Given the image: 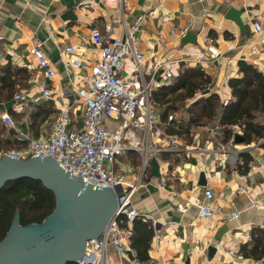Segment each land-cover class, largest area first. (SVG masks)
<instances>
[{
  "label": "crops",
  "instance_id": "obj_1",
  "mask_svg": "<svg viewBox=\"0 0 264 264\" xmlns=\"http://www.w3.org/2000/svg\"><path fill=\"white\" fill-rule=\"evenodd\" d=\"M253 21L259 22L264 34V0H0V68L10 64L22 72L15 91L23 98L0 101V115H10V108L22 115L19 121L12 117L13 151L23 150L31 138L49 135L61 110H68L71 127H80L82 105L77 89L101 58L90 39L92 29L113 40L135 27L136 48L159 84L162 67L172 73L169 83L182 65L199 67L210 83L185 102L188 108L210 95L223 105L225 99L231 100L228 80L243 75L239 62L255 66L264 75V44L254 49L249 45L260 40L253 33ZM107 25H111L109 31ZM35 44L51 61L54 75L50 78L37 68L29 52ZM67 45L81 58L80 68L61 60ZM123 60L121 74L133 68L131 55ZM45 87L49 98L43 96ZM41 105L51 112L33 122L31 116ZM154 111L165 133L167 122L159 116L162 110ZM174 116L188 120L190 114L183 110ZM219 117L218 110L212 119L200 117L187 138L172 136L178 145H168L154 156L159 175L152 174L149 160L131 198V205L154 220L158 229L159 236L153 234L148 249L152 264H264V245L262 252L254 250L256 231L264 230V139L236 143L234 136L242 135V129L235 125V135L224 141ZM103 124L112 129L116 123L106 118ZM215 125L219 129L212 131ZM134 152L117 157L112 166L125 184L134 183L140 170L138 153L136 165L130 155ZM242 185L253 186L249 197L240 191ZM205 189L211 190V204L219 208L214 214L199 213L200 206L209 204L203 196ZM249 198L257 199L260 206H251ZM237 211L239 215L231 218ZM108 253L119 264L111 246ZM121 264L132 263L123 258Z\"/></svg>",
  "mask_w": 264,
  "mask_h": 264
},
{
  "label": "built area",
  "instance_id": "obj_2",
  "mask_svg": "<svg viewBox=\"0 0 264 264\" xmlns=\"http://www.w3.org/2000/svg\"><path fill=\"white\" fill-rule=\"evenodd\" d=\"M110 28L111 25H107L106 31ZM252 28L255 37H260L259 42L249 43L254 49L257 45L264 44V34L258 21H253ZM134 31L135 27H132L125 36L109 40L98 29L91 30L90 39L99 48L101 58L92 65L83 85L77 89L82 105L80 127H71L72 120L68 110H61L49 135L29 139L21 151L12 150L0 154L23 158L50 155L62 169L71 172L72 176H80L87 183L115 190L117 209L113 217L100 238L86 241L84 254L77 264H114L108 253L109 246L117 255L119 264L123 258L130 260L132 264H139L128 240L129 231L120 227L123 219L128 223L133 219L150 221L155 237L159 236L155 221L141 215L131 205V198L141 183L149 160L164 147L177 146L178 141L165 134L158 126L159 118L149 99V93L159 83L154 79L153 69L145 64L142 53L136 48ZM29 52L35 59L37 68L44 70V76L52 77L54 70L51 61L41 50L40 44L33 45ZM73 54L74 48L67 45L62 51L61 60L66 66L80 68L83 62ZM127 55L132 57L133 68L130 72L121 74L123 59ZM145 74H150V77L146 79ZM172 77V73L162 67L159 82L169 83ZM43 96L51 97L47 87L43 89ZM22 98L21 92L15 91L13 99L18 101ZM223 103L226 104L227 100ZM106 118L115 121L112 129L104 126ZM172 118V115L168 116V120ZM0 119L8 127L15 126L12 117L6 113L1 114ZM218 129L219 125H215L212 131ZM128 151L137 152L140 158V170L135 182L131 184H125L123 176H117L112 169L117 157ZM240 191L249 197L253 186L242 185ZM203 196L209 204L200 206V215L218 212L219 208L211 204V190L205 189ZM249 200L251 206H260L257 199ZM239 213H232L231 218L237 217ZM144 264L152 263L148 260Z\"/></svg>",
  "mask_w": 264,
  "mask_h": 264
},
{
  "label": "trees",
  "instance_id": "obj_3",
  "mask_svg": "<svg viewBox=\"0 0 264 264\" xmlns=\"http://www.w3.org/2000/svg\"><path fill=\"white\" fill-rule=\"evenodd\" d=\"M238 66L243 75L228 80L232 99L224 105L219 103L216 95H210L195 100L188 108L184 107L187 100L210 83V78L196 66L182 65L178 75L171 83L159 84L151 90L149 99L152 106L154 109L159 107L162 110L159 114L161 121L167 122L164 129L165 133L169 136L187 138L190 135L191 125L198 122L202 116L212 119L218 110L220 112L218 123L222 127L224 141H227L232 134L235 135L233 129L235 125L241 127L245 143L258 142L264 139V121L262 122L264 120V75L253 65L239 62ZM0 70L2 73L0 81L1 101L13 97L16 85L21 84L19 75L22 72L21 69L14 68L10 64L1 67ZM46 106H39L38 110L32 114L33 122L37 121L39 117L41 120L45 119L51 112ZM183 110L189 112L188 120L174 116L175 112H183ZM8 112L11 117H15L16 121L22 117L12 108ZM169 115L173 116L171 120H168ZM15 132L16 130L12 127L7 130L0 122V154L14 150L11 143L14 141L10 137H13ZM26 145L27 142L25 147ZM135 153H130L134 165L137 164ZM55 205L54 193L46 189L38 180L19 178L6 181L0 187V240L10 228L16 212L20 225L41 223L45 217L53 212ZM120 227L130 232V246L135 251L136 261L139 264L148 261V249L154 234L152 224L142 222L139 219H133L128 223L126 219H123ZM256 234L258 235L254 239V250L255 252H262L264 230L258 229ZM66 264L77 263L68 262Z\"/></svg>",
  "mask_w": 264,
  "mask_h": 264
},
{
  "label": "water",
  "instance_id": "obj_4",
  "mask_svg": "<svg viewBox=\"0 0 264 264\" xmlns=\"http://www.w3.org/2000/svg\"><path fill=\"white\" fill-rule=\"evenodd\" d=\"M242 143L240 134L234 136ZM152 174L159 164L150 159ZM30 178L51 190L56 198L53 212L41 223L20 225L15 213L10 228L0 240V264L77 263L86 241L100 238L117 209L116 192L110 187L87 183L62 169L52 156H0V187L10 180Z\"/></svg>",
  "mask_w": 264,
  "mask_h": 264
},
{
  "label": "flooded vegetation",
  "instance_id": "obj_5",
  "mask_svg": "<svg viewBox=\"0 0 264 264\" xmlns=\"http://www.w3.org/2000/svg\"><path fill=\"white\" fill-rule=\"evenodd\" d=\"M17 213V212H16Z\"/></svg>",
  "mask_w": 264,
  "mask_h": 264
}]
</instances>
